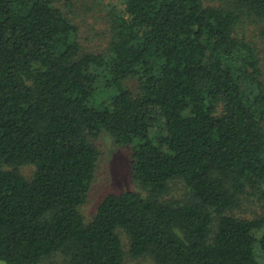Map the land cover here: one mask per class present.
I'll return each instance as SVG.
<instances>
[{"label": "trees", "instance_id": "16d2710c", "mask_svg": "<svg viewBox=\"0 0 264 264\" xmlns=\"http://www.w3.org/2000/svg\"><path fill=\"white\" fill-rule=\"evenodd\" d=\"M119 3L93 52L57 0H0V260L264 264V212L235 213L264 202V79L245 33L264 0ZM103 131L132 147L136 189L85 222Z\"/></svg>", "mask_w": 264, "mask_h": 264}, {"label": "rangeland", "instance_id": "374dc122", "mask_svg": "<svg viewBox=\"0 0 264 264\" xmlns=\"http://www.w3.org/2000/svg\"><path fill=\"white\" fill-rule=\"evenodd\" d=\"M66 10L74 13V21L79 26V38L82 46L87 51L100 52L108 40V29L105 23V8L108 2H115L117 7H121L119 0H96L95 10L91 9L94 5L92 0H57ZM69 2V6H66ZM83 6V8H81ZM90 7V9H88ZM102 8V9H101ZM86 11L85 17H81L80 12ZM247 37L254 43L261 59L262 75L264 79V21L259 24L249 26L245 32ZM127 85L133 89L136 87V81L129 80ZM97 146L101 150V159L99 161L95 179L90 187L88 199L81 207V213L85 222H88L94 216L99 201L110 192H122L125 190L136 189L132 181V147L120 146L115 143L111 135L103 131L96 140ZM32 166H25L23 172L30 175ZM254 201L245 200L243 205L235 213L245 216H253L264 212V202L253 198ZM256 201L258 202L257 204ZM61 259L57 261H42L40 264H61ZM0 264H6L0 260ZM124 264H154L150 259L127 258Z\"/></svg>", "mask_w": 264, "mask_h": 264}]
</instances>
